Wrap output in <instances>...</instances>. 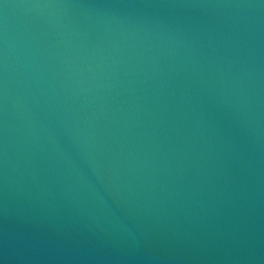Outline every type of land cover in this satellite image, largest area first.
Returning a JSON list of instances; mask_svg holds the SVG:
<instances>
[{
  "label": "water",
  "instance_id": "obj_1",
  "mask_svg": "<svg viewBox=\"0 0 264 264\" xmlns=\"http://www.w3.org/2000/svg\"><path fill=\"white\" fill-rule=\"evenodd\" d=\"M0 264H264V0H0Z\"/></svg>",
  "mask_w": 264,
  "mask_h": 264
}]
</instances>
